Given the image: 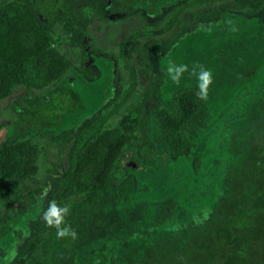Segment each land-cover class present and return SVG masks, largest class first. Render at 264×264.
<instances>
[{
    "label": "trees",
    "instance_id": "trees-1",
    "mask_svg": "<svg viewBox=\"0 0 264 264\" xmlns=\"http://www.w3.org/2000/svg\"><path fill=\"white\" fill-rule=\"evenodd\" d=\"M108 1L120 19L148 14L114 56L84 42L83 10ZM116 1L0 0V104L22 88L1 123L0 264H264V0ZM143 37L168 51L141 52L154 78L137 87L127 49ZM169 62L188 65L180 83ZM196 64L212 71L207 97ZM36 138L67 159L40 180ZM53 200L75 237L43 220Z\"/></svg>",
    "mask_w": 264,
    "mask_h": 264
},
{
    "label": "rangeland",
    "instance_id": "rangeland-1",
    "mask_svg": "<svg viewBox=\"0 0 264 264\" xmlns=\"http://www.w3.org/2000/svg\"><path fill=\"white\" fill-rule=\"evenodd\" d=\"M120 1V2H118ZM116 1L117 4L125 5V4H132L137 6H141V8L152 7V3L149 0H139V1H131V0H118ZM229 2L231 0H228ZM225 1V2H228ZM141 2V4H139ZM145 3V4H142ZM155 5H153L154 7ZM209 7H211V4H201L200 6H197L195 10H208ZM112 8V7H111ZM125 8V7H124ZM113 9V8H112ZM165 9V7L163 8ZM115 10V9H113ZM123 9H121L122 11ZM116 15L118 16L122 15L123 12H119L115 10ZM193 9L186 10L182 17H185L186 19H189L191 16ZM100 13V12H99ZM83 14L87 16L90 19V24L87 27L86 31V38L84 39L85 43H88V45L91 48L100 49L104 53L111 52L114 55L118 53L119 49V42L123 40L130 32L135 31L138 28L143 27V25L140 23V21L145 22L148 18V14L144 16H132L130 18H124L120 19L118 16L114 18L105 17L102 12L99 15H95L92 10L90 9H84ZM147 17V18H146ZM139 18H142L139 20ZM155 21V19L153 20ZM198 19L192 20L189 22H186L184 26V31L195 29L197 26ZM173 29L165 33L162 37L166 38L168 35L172 33ZM54 35L58 38L60 48L66 52L67 57L70 61L75 63V65H78L80 60V51L81 48L77 45H73L69 42L68 36L63 33L61 30L60 24H56L53 28ZM142 45L144 47H142ZM137 49V50H136ZM147 53H150L152 56V62L155 63L158 56L162 55L163 53L168 51L165 48V46L159 41V38L157 37H143L136 39L130 43L128 46L127 51L130 53L132 59V65L135 66L136 69V86L140 87L141 85H144L149 79L150 75L152 78L154 76L148 71V69L139 68L138 65L142 60L141 52L146 51ZM166 50V51H165ZM120 63V61H118ZM121 69L123 68V63L121 61L120 63ZM147 70V71H146ZM148 72V73H147ZM124 75V73H122ZM122 75V76H123ZM22 93V88H16L12 95L8 96L7 98L3 99L0 104V136L1 132L4 129L1 125V123L8 121L11 118L9 106L12 97L19 96ZM138 94H134L131 98V101H135L138 98ZM128 105V102H127ZM37 143H39L41 147V152L38 157V170L37 174L35 176L36 179H42V177L45 176L46 171L52 167L53 164H62L63 166L67 165V159H66V153L65 151L60 152L59 147L54 143H48L46 139L43 138H36L35 139ZM191 153V152H190ZM194 151H192L191 156L194 158ZM30 198H26L24 204H27L29 202ZM1 212L4 211V208L0 206ZM176 213H179V210L176 211ZM145 214L148 219H150V209H145ZM176 215V214H175ZM177 217V215H176ZM93 235H91L92 238Z\"/></svg>",
    "mask_w": 264,
    "mask_h": 264
},
{
    "label": "clouds",
    "instance_id": "clouds-1",
    "mask_svg": "<svg viewBox=\"0 0 264 264\" xmlns=\"http://www.w3.org/2000/svg\"><path fill=\"white\" fill-rule=\"evenodd\" d=\"M199 68V72H197ZM188 71L187 64H176L174 62H169L167 67V75L171 81L175 83H180L182 75ZM192 73L197 77V95L201 97H207L210 86L213 84V74L210 69L204 68L202 65H193ZM69 213L68 205H59L56 201H51L49 206L43 212V220L50 227L56 229L57 238L64 237H75L76 233L70 225L66 223V217ZM15 255L13 251L8 259H11Z\"/></svg>",
    "mask_w": 264,
    "mask_h": 264
},
{
    "label": "flooded vegetation",
    "instance_id": "flooded-vegetation-1",
    "mask_svg": "<svg viewBox=\"0 0 264 264\" xmlns=\"http://www.w3.org/2000/svg\"><path fill=\"white\" fill-rule=\"evenodd\" d=\"M109 4H110V2L108 1V3L105 5V7H102V10H101V13L102 12H104L105 14H103L105 17L107 16V17H109V18H114V17H116V16H118V14L116 15V13L114 12V11H111L110 10V8L108 7L109 6ZM108 5V6H107ZM101 17H103L102 16V14H101ZM118 17H120V16H118ZM140 19H142V18H139V20ZM91 23V22H90ZM140 23L143 25L144 24V22L143 21H140ZM87 63H89V61L87 62Z\"/></svg>",
    "mask_w": 264,
    "mask_h": 264
},
{
    "label": "water",
    "instance_id": "water-1",
    "mask_svg": "<svg viewBox=\"0 0 264 264\" xmlns=\"http://www.w3.org/2000/svg\"><path fill=\"white\" fill-rule=\"evenodd\" d=\"M4 132H5V129H3V130H2V132H1V136H3V135H4Z\"/></svg>",
    "mask_w": 264,
    "mask_h": 264
}]
</instances>
